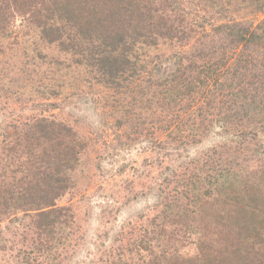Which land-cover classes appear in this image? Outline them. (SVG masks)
<instances>
[{
  "label": "trees",
  "instance_id": "obj_1",
  "mask_svg": "<svg viewBox=\"0 0 264 264\" xmlns=\"http://www.w3.org/2000/svg\"><path fill=\"white\" fill-rule=\"evenodd\" d=\"M0 61L16 74L0 78L4 113L28 83L43 99L0 124V264H72L87 231L71 198L90 210L87 185L114 166L85 156L107 121L119 148L220 139L142 192L116 183L123 203L154 201L85 264H264V0H0Z\"/></svg>",
  "mask_w": 264,
  "mask_h": 264
},
{
  "label": "rangeland",
  "instance_id": "obj_2",
  "mask_svg": "<svg viewBox=\"0 0 264 264\" xmlns=\"http://www.w3.org/2000/svg\"><path fill=\"white\" fill-rule=\"evenodd\" d=\"M165 50L168 51L170 48L167 47ZM1 67L2 65L0 64V68ZM9 72V76L5 74V71L0 73L1 81L2 79L8 80L11 77L10 75H16L13 68H9ZM44 80L47 82L46 79ZM42 89H45V86H42ZM21 96L24 98L21 102H16V97L8 99L7 106L9 109L5 111L6 113H4V110L0 109V124L7 115H11V112L12 115L40 112L39 110L41 107H39L38 103L43 99L40 98L33 84L28 83L26 87L22 89ZM29 96H31L32 99H27ZM0 99H2V97H0ZM86 105L84 104L83 107L80 108L85 119L90 122L88 126L84 125V129L91 137H95V131L98 130L96 127L98 125V116L89 103ZM105 125L108 126H104V132H102L103 135L101 137L105 144L101 143V138L97 141L96 136V143L92 144L93 148L91 150L89 148L90 152L85 156H89L92 161L97 160V156H101L102 163L105 166L108 162H113L116 167L122 164H127V166L125 171L122 172V176L115 174V167L113 166V168H111V175L99 176L95 181L92 180L91 183L87 185L88 189L84 192L90 195V210L86 209L85 204L79 201V192L82 191H77L76 195L74 194L71 198V201L74 203L73 207L79 223V228L81 231H87V241L84 245L79 246L80 248L76 253L74 252L72 264H85L92 256L93 253H91V251H94L96 244L103 246V244L108 245L113 242L114 234L118 227L117 225L126 220L130 223L134 222L137 220L135 216L140 214L148 204L153 203L154 198L150 195L147 197L141 195V197H137V199L123 203V197L126 199L128 196L133 195V193H127V190H123L121 194L118 192L116 183L120 184L123 177L133 181L132 185L134 186V192H142L144 191L142 188H145L144 184L146 181L150 183L151 180H159V172L161 169L164 170L167 166H176V163L181 160L183 155L188 153L190 156H193L198 151L208 148L220 139L218 134L211 133L209 136L203 138L200 143L191 146L188 150H178L170 146L168 142L165 144L164 148H160L161 146L159 144L163 142L165 137L159 135V132L156 131L153 135H143L139 141H135L139 144L123 145L119 148L116 147L119 145L117 139V134L119 133L118 129L113 127L109 121H107ZM88 166L91 168V171H93L94 165L91 161L88 163ZM126 186H131V184ZM104 203H109L110 212L100 217V206L104 205ZM97 234H99V237L96 238ZM105 234L108 236L106 237ZM191 249L192 248L188 246L186 250L189 251ZM69 253L71 254L72 252L69 251Z\"/></svg>",
  "mask_w": 264,
  "mask_h": 264
}]
</instances>
